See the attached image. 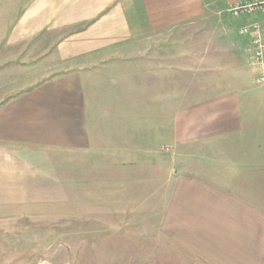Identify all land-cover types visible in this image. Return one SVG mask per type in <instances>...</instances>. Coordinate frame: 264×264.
<instances>
[{
	"label": "crops",
	"instance_id": "obj_1",
	"mask_svg": "<svg viewBox=\"0 0 264 264\" xmlns=\"http://www.w3.org/2000/svg\"><path fill=\"white\" fill-rule=\"evenodd\" d=\"M230 3L0 0V64L8 63L9 47L20 48V58L30 41L46 48L37 68L19 74L28 84L0 103V212L36 207L57 183H72L73 157L82 159L79 178L87 181L95 154L97 190L108 175L119 185L127 175L139 189L151 186L152 170L143 164L139 174L131 161L162 157L167 141V68L154 62L165 40L152 36L213 13L232 19ZM253 20L262 65L226 71L238 81L221 95L197 91L190 105L175 108L173 142L191 143L196 160L191 176L158 182L167 193L159 232L176 264L179 256L187 264H264V13ZM243 21L234 24L244 58ZM49 31L63 32L39 42ZM211 159L216 167L206 166ZM125 163L132 165L125 170ZM218 168L222 179L207 176Z\"/></svg>",
	"mask_w": 264,
	"mask_h": 264
},
{
	"label": "rangeland",
	"instance_id": "obj_2",
	"mask_svg": "<svg viewBox=\"0 0 264 264\" xmlns=\"http://www.w3.org/2000/svg\"><path fill=\"white\" fill-rule=\"evenodd\" d=\"M234 20L224 13H213L152 36L165 40V51L155 54L154 62L167 68V141L159 147L162 157L131 161L139 174L143 173V164L146 171L152 170L151 186L139 189L127 175L119 185L108 175L103 188L97 190L95 154L88 159L87 181L79 178L82 159L73 157L72 183H57L47 192V200L36 207L0 212V264H176L177 255L166 251L170 244L159 232L161 204L167 193L159 190L158 182L165 175L170 182L175 173L191 176L196 160L191 143L173 142V115L176 107L192 103L195 92L221 95L230 82L238 81L225 77L224 72L256 67L246 56L243 58ZM62 32H44L39 42L46 38L51 41L53 35L58 38ZM36 43H25L23 63L19 61L20 48L9 47L8 63L0 64V103L28 84L21 80V72H32L40 65L46 48L36 47ZM13 58L16 61H11ZM209 75L214 77L206 78ZM136 82L138 85L140 80ZM156 118L159 120V115ZM104 161L111 168L112 161ZM206 162V166L216 167V160ZM132 163L123 164L125 170ZM218 170L207 176L222 179L216 174ZM179 257V264H187Z\"/></svg>",
	"mask_w": 264,
	"mask_h": 264
},
{
	"label": "built area",
	"instance_id": "obj_3",
	"mask_svg": "<svg viewBox=\"0 0 264 264\" xmlns=\"http://www.w3.org/2000/svg\"><path fill=\"white\" fill-rule=\"evenodd\" d=\"M228 11L233 18L244 20L239 34L247 38L245 55L250 64L260 67L263 63L262 36L260 25L253 18L264 13V0H231Z\"/></svg>",
	"mask_w": 264,
	"mask_h": 264
}]
</instances>
